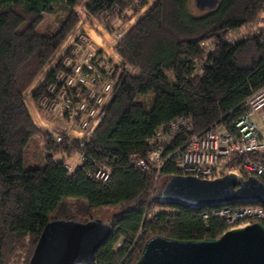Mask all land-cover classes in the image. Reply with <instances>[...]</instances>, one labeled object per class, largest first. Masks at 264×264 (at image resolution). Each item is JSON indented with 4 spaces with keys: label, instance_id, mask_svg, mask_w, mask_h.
<instances>
[{
    "label": "trees",
    "instance_id": "1",
    "mask_svg": "<svg viewBox=\"0 0 264 264\" xmlns=\"http://www.w3.org/2000/svg\"><path fill=\"white\" fill-rule=\"evenodd\" d=\"M82 2L83 14L110 32L116 20H129L128 9L134 14L146 4L0 0V264H28L45 223L52 219H100L110 225L109 236L94 253L95 264H135L145 240L155 235L196 240L219 237L227 229L217 216L200 217L217 207L194 210L159 203L161 187L151 193L156 163L148 159V170L142 171L130 164L129 156L146 158L154 149L149 139L155 129L179 115L189 116L197 133L219 121L231 122L244 109L245 99L264 86V27L229 38L243 26L264 22V0H220L204 11L193 0H155L137 16L115 47L130 72L83 145V165L69 174L58 155L80 150L78 142L55 146L49 131L35 125L24 100L81 19L76 7ZM45 15L59 19L40 30ZM62 63L32 93L42 116V99ZM40 132L46 134V152L39 159L43 164L26 168L31 141ZM98 166L110 171L108 182L91 174ZM174 174L178 170L166 163L159 179ZM247 204L264 208L259 202ZM99 208L115 212L109 219L89 218Z\"/></svg>",
    "mask_w": 264,
    "mask_h": 264
},
{
    "label": "built area",
    "instance_id": "2",
    "mask_svg": "<svg viewBox=\"0 0 264 264\" xmlns=\"http://www.w3.org/2000/svg\"><path fill=\"white\" fill-rule=\"evenodd\" d=\"M116 27L110 32L105 48L79 33L70 43L64 41L45 66L38 83L39 86L57 63L63 62V67L54 72V79L47 86L49 96L42 99L45 116L35 105L33 120L39 128L49 131L55 146L78 142L80 150L58 155L69 174L83 165L82 147L90 141L120 80L131 69L122 63L115 50L126 26ZM243 108L231 122H216L199 133L194 132L189 116L179 115L155 129L149 139L154 149L146 158L131 154L129 162L142 171L148 170V159L156 163L158 172L152 190L166 163H172L179 174L204 179L233 173L242 178L253 176L264 180V86L245 99ZM91 174L102 182L110 179V171L103 166H98ZM209 214L224 221L226 230L253 222L264 224V208L256 204L225 205L204 212L200 217L205 219Z\"/></svg>",
    "mask_w": 264,
    "mask_h": 264
},
{
    "label": "water",
    "instance_id": "3",
    "mask_svg": "<svg viewBox=\"0 0 264 264\" xmlns=\"http://www.w3.org/2000/svg\"><path fill=\"white\" fill-rule=\"evenodd\" d=\"M220 0H193L199 11ZM157 201L190 209L233 203L264 205V184L253 176L233 173L215 179L174 174L162 184ZM111 227L100 219L79 222L52 219L45 223L28 264H95L94 253ZM135 264H264V224L253 222L228 229L216 238L173 239L155 235L142 245Z\"/></svg>",
    "mask_w": 264,
    "mask_h": 264
},
{
    "label": "rangeland",
    "instance_id": "4",
    "mask_svg": "<svg viewBox=\"0 0 264 264\" xmlns=\"http://www.w3.org/2000/svg\"><path fill=\"white\" fill-rule=\"evenodd\" d=\"M155 0H146V4L144 6H142L138 12L133 14L132 10H127L126 14L129 18V20H127L126 22L122 23L121 20H116V22L114 23V27L116 26H128L130 25V23L139 15H142L144 13H146L149 8L154 4ZM76 9L79 10V12H82L81 15V19L77 22V24L74 26V28L71 30L70 34L66 37V39L64 41H66L67 43H70L71 38L76 35L77 33L79 34H84L86 35L88 38H90L91 42L97 43L99 46L104 47L106 46V40L109 39V34L110 31L106 30L104 28L103 25H101L97 19L88 16V15H84L83 14V10H84V4L83 2L80 3ZM58 16L55 15H45L43 17V21L41 23V25L39 26L40 30H43L46 26L45 25H54L57 20H58ZM259 27H264V22H257V23H253L250 25H246L243 26L242 28H240L239 30H236L234 32H232L229 35V38L233 39V38H240L243 35H247L250 32H254L256 31ZM119 28V27H116ZM64 43V42H63ZM62 43V44H63ZM61 47V46H60ZM60 47L58 48V50L55 52V54L60 50ZM209 48V47H208ZM55 54L53 56V58L55 57ZM44 72V69L42 70V72L36 77L37 79H35L33 81V84H31L28 88V90L26 91V97H25V103L27 106L31 107V100H33L32 98V93L37 89L38 86V81H40L42 75ZM34 103V100H33ZM34 107H32L33 109ZM30 114V113H29ZM31 116V115H30ZM36 114L33 113L31 118L33 120V118H35ZM33 122H35L33 120ZM36 125V123H35ZM38 128L39 126L36 125ZM46 134L44 135L43 133H38L35 136V139H33L31 141V147L33 149L32 154L31 152L26 156L25 158V162H24V166L26 168L29 167H35L38 166L40 164H43L42 160H39L43 154H45V148H44V138ZM166 180H164L163 178L159 179L158 177V181L156 182V187L154 190L151 191V193L153 194L154 192L157 191V188H159V186L161 187L162 184L165 182ZM154 185V184H153ZM114 209L112 208H99V209H94L90 212V214L88 215L89 218H99L102 217L104 219H109L110 216H112V213ZM87 216V217H88Z\"/></svg>",
    "mask_w": 264,
    "mask_h": 264
},
{
    "label": "crops",
    "instance_id": "5",
    "mask_svg": "<svg viewBox=\"0 0 264 264\" xmlns=\"http://www.w3.org/2000/svg\"><path fill=\"white\" fill-rule=\"evenodd\" d=\"M107 41V40H106ZM39 77V76H38ZM37 79V78H36ZM39 82V81H38ZM33 84V83H32ZM25 105H26V103H25ZM32 107H34L33 109H32ZM26 108H27V110H28V112L30 113V115L32 116V114L33 113H35V110H36V107H35V104L33 103V100H31V107H29V106H27L26 105Z\"/></svg>",
    "mask_w": 264,
    "mask_h": 264
}]
</instances>
